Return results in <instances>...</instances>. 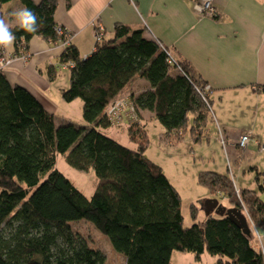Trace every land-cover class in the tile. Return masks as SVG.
I'll return each mask as SVG.
<instances>
[{
    "label": "trees",
    "instance_id": "16d2710c",
    "mask_svg": "<svg viewBox=\"0 0 264 264\" xmlns=\"http://www.w3.org/2000/svg\"><path fill=\"white\" fill-rule=\"evenodd\" d=\"M8 1L0 0V9ZM19 1L36 14L37 30L9 25L14 52L27 49L33 36L50 43L69 39L54 20L57 0ZM94 40L85 56L66 44L60 57V64L69 63L70 74L61 97L81 100L82 125L56 118L26 87L12 85L0 68V264H106L103 253L72 230L71 223L81 220L105 235L125 264H172L173 250L197 259L207 251L217 257L216 264H264L261 249L251 244V227H264L261 172L255 175L257 189L238 192L227 173L201 171L196 177L211 196L225 197L223 205L241 211L248 234L227 216L199 221L193 203L192 225L186 226L180 193L146 155L150 139L139 118L143 110L163 127L164 144L175 145L185 136L200 143L206 136L209 89L208 104L196 91L205 82L186 60L173 58L169 48L148 37L144 27L117 22ZM136 76L149 82L148 88L125 91ZM121 95L133 103L137 116L132 122L123 118L133 148L101 130L115 125L107 109ZM58 153H67L66 162L77 170L92 168L96 187L90 198L55 168Z\"/></svg>",
    "mask_w": 264,
    "mask_h": 264
},
{
    "label": "crops",
    "instance_id": "0c3cea01",
    "mask_svg": "<svg viewBox=\"0 0 264 264\" xmlns=\"http://www.w3.org/2000/svg\"><path fill=\"white\" fill-rule=\"evenodd\" d=\"M199 1L57 0L54 20L69 31L68 44H74L80 56H85L93 49L97 29L105 35L113 30L117 22L134 28L144 27L148 37L156 38L161 47L169 48L173 58L186 60L194 76L209 86V98L212 102L214 99L218 101L217 112L223 110V120L219 122L217 112H213L217 119V130L214 139L212 136L210 139L217 145L221 141L227 150L229 148L233 152L234 148H239L236 142L247 128L253 129L254 141L262 140L260 131L255 129L257 126L264 129V0H212L214 16L200 13L195 8ZM20 9L22 5L19 0H10L1 7L0 18L9 25L17 24L13 13ZM63 47V43H50L33 36L26 49L29 54L26 62L14 52L15 44L7 48L0 47V56L12 57L2 68L8 81L12 85L26 87L54 115L55 107L65 103L61 97L65 87L55 88L58 92L53 100V89L41 87V84L48 83L44 69L47 73L51 72L49 77L53 79ZM132 80L133 86L141 83L139 90H132L134 93L142 92L149 86V82L142 77L136 76ZM133 86L124 90L131 91ZM231 109L236 110L237 117L232 116L236 119L227 121L230 118L226 116L232 115ZM141 112L154 116L149 110ZM121 124L125 122L118 125ZM187 137L181 142L189 145L192 139ZM159 143H162L160 139ZM250 145L258 146L254 143ZM250 168L255 170L252 174L256 171L264 174V169H260L258 163H251ZM232 180L236 188L256 189L253 186L255 178L240 185L236 179ZM261 180L264 182V177L261 176ZM260 199L264 201V190L260 192ZM224 200H221L223 204ZM216 215L211 211L209 216ZM203 219L198 218L199 221ZM251 231V244L255 248L259 247L264 255V227L252 226Z\"/></svg>",
    "mask_w": 264,
    "mask_h": 264
},
{
    "label": "rangeland",
    "instance_id": "374dc122",
    "mask_svg": "<svg viewBox=\"0 0 264 264\" xmlns=\"http://www.w3.org/2000/svg\"><path fill=\"white\" fill-rule=\"evenodd\" d=\"M16 54L23 62L29 59V54L26 49H20ZM7 56L10 57L9 55ZM44 75L47 76L48 83L43 82L41 87L53 89L55 94H53L54 98L52 99L54 100L58 92L55 88H67L69 85V69L63 67L62 64H57L53 79H50L46 69H44ZM132 81L129 88L133 86ZM139 88H141V83H135L131 90L137 91ZM199 97H202L201 93ZM209 102L208 113L210 114L211 120L208 126L209 131L206 136L200 140V143H194L192 141L189 145L186 142L177 143L178 146L168 143L160 144L159 134L163 132V127L159 124L157 119L153 118L154 116L149 115V113L139 112L141 124L145 127L148 138L150 139L146 154L151 160H158L160 162L159 164H161L165 174L180 193L182 203L181 213L183 214L184 225L186 226L192 225L191 213L189 212L191 203L195 204L197 207L199 219H205L211 213L209 210L205 209L206 200L210 197V192L204 186L199 185L196 180L199 172L213 170L219 173H227L232 176L233 179H236L237 183L240 185L241 183L248 182V180L253 181L255 178L257 171L252 174L255 170H251V163H258L259 168L264 169V150H259L258 146H247L244 153H242L240 148H234L232 152L229 148L227 150L226 145H224V143L221 144V141H219L218 145L213 141L217 130V119L218 122L223 120L221 117V111L223 110L217 112V100L214 99L213 103L210 98ZM214 111L217 112V119L215 114L213 115ZM231 112V116L230 114L226 116L230 118V120L227 121L235 120L236 118L234 119V117H237L235 109H231ZM54 113L58 118H69L75 123L83 124L81 100L79 98L71 102H65L64 105L59 107H55ZM126 129L127 127L124 124H121V126L115 124L101 130L109 137L116 139L120 144L133 148L134 143L128 138ZM255 130L260 131L259 133L261 134H259V136L262 140L259 142L264 144V129L257 126ZM218 133L221 135V138H223V134L220 133V130ZM210 136H212L213 139H210ZM66 155L67 153H58L56 155L55 168L65 174L84 196L90 198L96 187L95 173H93L92 168L87 170L75 169L66 162ZM47 174L48 172L40 177L39 182L46 179L48 176ZM261 176L264 177V174L262 173L260 177ZM253 184L257 189V182L255 181ZM220 202L223 203L222 201ZM213 214L217 213L213 212ZM71 228L74 232L87 240L92 248L94 247L103 253L106 264L126 263L123 256L112 249L109 239L105 235L103 236L97 228L88 221L81 220L72 222ZM199 257L200 258L197 259L195 254L191 252L173 250L170 259L172 264H216L217 261V257L211 256L207 251H204Z\"/></svg>",
    "mask_w": 264,
    "mask_h": 264
},
{
    "label": "built area",
    "instance_id": "2783aa9c",
    "mask_svg": "<svg viewBox=\"0 0 264 264\" xmlns=\"http://www.w3.org/2000/svg\"><path fill=\"white\" fill-rule=\"evenodd\" d=\"M195 8L200 12V13H206L211 16H214V6L212 0H201L199 2H196ZM57 31L59 33H62L61 28H57ZM102 36V32L100 30H96L94 34V39H100ZM59 42L67 44L68 41L66 40H59ZM10 57H5L4 55L0 56V68L2 69L5 67L6 64L10 61ZM171 61V60H170ZM72 65V63H70ZM68 64H63V67L68 68ZM202 86V87H200ZM197 86V90L201 93L202 99L204 102L208 103L206 98H207V90H208V85L203 84ZM107 109V115L108 117L112 120L113 124H120L123 121V118L126 116L127 121L132 122L136 119L135 115V108L132 102L128 100L125 96H121L119 99H115L111 101L108 105ZM250 143L257 144L259 147V150L263 151L264 150V144H261L258 140L253 138V133L251 129H245L239 136L236 144L239 146V148L242 150L244 153V150L247 148V146ZM235 187V186H234ZM236 191L238 192V188H236ZM225 197H222L224 199Z\"/></svg>",
    "mask_w": 264,
    "mask_h": 264
},
{
    "label": "clouds",
    "instance_id": "9594fccd",
    "mask_svg": "<svg viewBox=\"0 0 264 264\" xmlns=\"http://www.w3.org/2000/svg\"><path fill=\"white\" fill-rule=\"evenodd\" d=\"M13 15L19 27L26 32L32 33L37 30V16L30 9L22 8L13 13ZM14 39L15 36L10 30L9 24L5 19L0 18V47L7 48L13 43Z\"/></svg>",
    "mask_w": 264,
    "mask_h": 264
},
{
    "label": "water",
    "instance_id": "95a60500",
    "mask_svg": "<svg viewBox=\"0 0 264 264\" xmlns=\"http://www.w3.org/2000/svg\"><path fill=\"white\" fill-rule=\"evenodd\" d=\"M205 209L209 210V212H216L219 216L229 217L235 225L241 228L244 233L248 234L249 224L241 211L226 207V205H223L217 197L213 196L207 198Z\"/></svg>",
    "mask_w": 264,
    "mask_h": 264
},
{
    "label": "bare ground",
    "instance_id": "6f19581e",
    "mask_svg": "<svg viewBox=\"0 0 264 264\" xmlns=\"http://www.w3.org/2000/svg\"><path fill=\"white\" fill-rule=\"evenodd\" d=\"M59 26V25H58ZM59 27H61V26H59ZM61 28H63V27H61ZM63 29H65V28H63ZM66 30V29H65ZM97 30H100V29H97ZM101 31V30H100ZM69 32V31H68ZM103 33V32H102ZM68 40V39H67ZM66 40V41H67ZM59 42V41H58ZM61 43V42H60ZM62 44V43H61ZM64 44V43H63ZM67 44H68V42H67ZM64 45H66V44H64Z\"/></svg>",
    "mask_w": 264,
    "mask_h": 264
}]
</instances>
